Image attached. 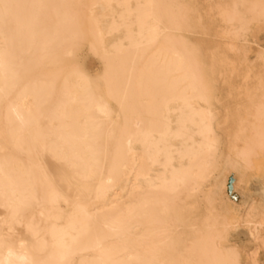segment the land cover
<instances>
[{"label": "bare ground", "instance_id": "bare-ground-1", "mask_svg": "<svg viewBox=\"0 0 264 264\" xmlns=\"http://www.w3.org/2000/svg\"><path fill=\"white\" fill-rule=\"evenodd\" d=\"M263 39L264 0H0V264H264Z\"/></svg>", "mask_w": 264, "mask_h": 264}, {"label": "rangeland", "instance_id": "rangeland-1", "mask_svg": "<svg viewBox=\"0 0 264 264\" xmlns=\"http://www.w3.org/2000/svg\"><path fill=\"white\" fill-rule=\"evenodd\" d=\"M245 39H249L248 35L246 34L244 36ZM264 40V39H263ZM261 40L259 41V47L260 48H264V41ZM249 43H252L251 45L254 46V43L253 42H249ZM86 53V49H82L81 50V54L85 55ZM251 56V54H250ZM253 56V55H252ZM258 63V60L254 59L252 61V64H257ZM95 68V69H94ZM99 69V63L95 62V61H92L91 65H90V72L93 73L95 71H97ZM218 92L220 93H224L225 90L222 89V90H219ZM260 159V158H258ZM257 161V160H256ZM247 179H249L251 182L252 180H256V179H264V162H263V159H260L258 162H257V165H255V167L248 171L246 173V176H245V179L244 181H246ZM241 186H243L244 188L245 187H248L249 186V182L248 184H245L243 182L240 183ZM248 185V186H247ZM245 237V236H244ZM243 236H241L240 234L237 233L236 230H232L230 232V235H229V239H230V242H235V243H238V245L240 244V242L244 239ZM253 244V248L256 250V252L260 255V254H264V242L260 239V238H257L256 240H254L252 242ZM251 247V246H250ZM249 247V248H250ZM251 251V250H250Z\"/></svg>", "mask_w": 264, "mask_h": 264}]
</instances>
